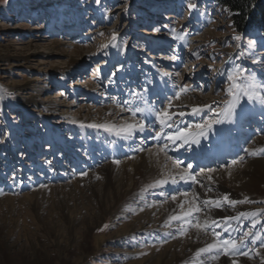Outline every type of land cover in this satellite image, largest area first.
Masks as SVG:
<instances>
[{"label": "rangeland", "instance_id": "obj_1", "mask_svg": "<svg viewBox=\"0 0 264 264\" xmlns=\"http://www.w3.org/2000/svg\"><path fill=\"white\" fill-rule=\"evenodd\" d=\"M189 3L196 7L189 9ZM163 24L179 34H187L183 40H174L168 29L161 27ZM157 27L161 31H154ZM114 33L116 48L111 46ZM236 36L240 35L233 30L229 16L208 0H100L99 4L95 0H0V203L9 199L14 204L11 210L0 209V264H136L149 256L151 249L186 237L180 232L182 229L189 232L192 226L188 223V228L172 222L170 228L145 232L134 227L142 214L172 202L171 195H178L177 189L194 195V186L164 188L158 195L149 193L141 202L135 201L138 209L133 214L104 217L100 223L88 221L89 231L85 225L79 226L71 233L74 241L56 214L49 211L50 204L44 205L46 211L40 220H35V205L29 199L40 189L53 188L59 192L72 188L78 181L86 189L85 194H90L85 181L92 173L101 180L100 168L117 164L113 162L116 160L120 163L132 160L129 157L141 153L135 149L162 147L163 141L152 138L159 124L149 130L154 117L137 115L133 119L125 111L130 123L144 119L148 131L146 135L127 139L128 142L114 132L81 127L78 122L80 117L96 120L104 107L121 108L133 90L140 93L148 89V105L141 104L142 107L162 108L169 97L187 85L189 90L174 101L175 105L181 104L172 111H184L188 115L175 117L176 126H187L190 139L201 131L194 127L197 124L213 120L218 121L213 123L217 126L233 99L226 92L230 83L226 77L232 67L243 65L258 77L264 74V44L257 34L242 35L239 41L235 40ZM55 42L67 47L52 54L49 49ZM77 48L80 54L75 53ZM194 52L199 53V58ZM241 52L244 56L239 55ZM173 55L178 59H170ZM165 72L171 75H163ZM209 104L219 116L208 109L202 115L191 114L193 107ZM238 104L234 121L238 126L232 124L226 129H238L242 122L248 132L232 141L235 144L230 151L213 157L212 162L219 166H212L207 159L212 158L210 153L221 149L222 138H216L214 145L207 144V154L195 159L191 154L201 152V148L194 150L198 143L187 145L194 151L182 155L189 160L185 162L177 154L179 151H168V157L182 161L179 170L191 166L192 175L200 183L208 184L213 180L204 176L206 172L236 169L251 159L264 158V143L259 152L251 149L264 138V105L250 103L246 98ZM243 108L248 113L256 109L262 123L255 121L248 125L246 119L240 121ZM112 118L116 123L122 121L120 116ZM183 121L189 122L182 127ZM175 130L174 127L165 131ZM234 148L240 155H231ZM251 152L256 155H249ZM229 157L231 161H226ZM204 194L207 196V192ZM77 197L78 193L68 192L61 199L73 202ZM256 198L250 200L257 203L235 207L226 202H221L220 208L211 205L205 208L201 204L200 213L209 215L208 210L219 209L235 212V208L244 211L242 207L246 206L250 209L245 211L261 212L264 223V196ZM244 224L247 227L248 221ZM215 230L219 232L220 228ZM211 231L209 228L207 233L215 241ZM97 238H103L102 244ZM262 241L264 233L257 247L250 244V254L260 248ZM233 257L229 255V259Z\"/></svg>", "mask_w": 264, "mask_h": 264}, {"label": "bare ground", "instance_id": "obj_2", "mask_svg": "<svg viewBox=\"0 0 264 264\" xmlns=\"http://www.w3.org/2000/svg\"><path fill=\"white\" fill-rule=\"evenodd\" d=\"M63 46L67 47L64 43H53L49 49L50 53L53 54L54 52L59 51ZM75 53L80 54L81 50L77 48ZM73 65L74 64L70 65L68 68H71ZM75 66L79 67L78 65ZM163 88L165 87L163 86ZM180 104L181 103L178 102L176 106ZM238 109L239 104H237L230 113L226 114L225 110L221 117L222 124L218 127H215V125L212 126L211 130L206 129L203 131V135H200L201 131L196 132L194 136L196 143L202 141L205 142L207 140L214 141V137L217 136L219 129L226 131L228 125L233 124L234 126H238V123L234 122ZM101 111L102 112L98 113L96 120L80 117L78 122L84 125L95 123L116 125L117 127L130 123L129 119H127L128 115L125 111H121V108L109 106L104 107ZM174 112H178V110ZM114 116L122 117V121L116 123V121L112 120V117ZM113 132L117 137L123 136L122 134L117 135L115 131ZM147 133L148 131L145 130V132H137L135 135L139 134L143 136ZM126 140L124 139L125 142H128V140ZM263 143L264 138H261L254 143L251 149L259 152ZM198 151L192 153L190 157L192 158L193 154L201 153ZM226 151L227 148L223 147L220 149L219 153L223 154ZM215 165H217V163ZM179 171V168H176L173 165V162L167 159L166 155L155 148L141 152L140 155L134 157L132 160H127L120 164H108L100 168L98 172L101 180H98V176L95 175V173H92L90 177H88V181H85L88 184L87 186H90V194H85L87 192L86 189L81 188L80 182L78 181L77 183L74 182L72 188L66 189L67 191L62 190L56 192L53 188H43L35 191L29 201L33 206L35 205L33 207V210L36 211V213L34 212L35 220L41 219V214L46 211L44 205L50 204L49 211L56 214L57 220L64 225L66 231L72 236L73 234L71 233L79 228V226L85 225L87 227L86 230L89 231L87 224L88 221H91V223H100L104 217H113L116 214H120L119 217H123L125 215L133 214L138 209L136 203L141 202L144 196L149 193H151V195H158L161 190H164V188L170 187L176 189L182 186H194V189L196 190L194 195H199V201L196 203H200V206L204 199H221V202H223L222 197L225 194H228L229 200H253L257 199L256 197L258 196H264V158L251 159L246 162L245 166H240L236 169L228 167L218 170V172H206L204 173V176L207 179L211 176L213 182H209L208 184L204 183L205 187H200V184L189 181L187 183L180 182L176 186L169 184L163 188L148 189V191L142 192L147 185L153 183L156 179L162 178V175L169 173L176 175ZM207 187H211L213 190L207 191ZM68 192H75V194L78 193V200L73 199V202L71 199H68V201H62L63 198L61 199V196ZM204 192H207V196ZM194 195H188V198L185 196L184 198L178 197L175 201L167 202L164 207H154L151 211L142 214L136 219L137 227L135 226L134 228H138V230L145 232L152 229H158V227L170 228L172 222L181 223L180 221L170 220V217L182 214L180 208L181 204H184L183 211H187L190 207L194 209ZM73 196L75 197V195ZM135 201L137 202L135 203ZM185 201H188V203H185ZM63 202L66 203L65 206L63 205ZM0 205L2 206L0 209L8 207L9 210L14 206L13 202L9 199L4 200ZM246 209L250 208L246 206L242 207V210L245 211ZM207 212L209 215L194 212V216L199 219L201 218L202 221L200 220V222L203 224L205 220L210 222L214 219L235 216L241 211H238V209L235 208V212L227 211V209L224 212L220 209L214 212L208 210ZM186 219H191V217ZM183 226L185 228L189 227L186 223H184ZM185 236L186 237L184 238L172 241L167 246L151 249L152 252L149 253V256L141 258L136 264H232L233 260H236L238 264H264V247L260 246L254 254L252 253L248 257L235 256L233 259H229V255H217L216 250H213L211 253L204 252L197 255L199 249L206 248L209 244L215 242L214 239L210 234H206L204 231L198 230L194 227L189 229V232ZM70 239L71 241H74L75 236H72ZM97 239L100 241V244H102L103 238ZM59 247L60 245L57 244V248Z\"/></svg>", "mask_w": 264, "mask_h": 264}, {"label": "snow or ice", "instance_id": "obj_3", "mask_svg": "<svg viewBox=\"0 0 264 264\" xmlns=\"http://www.w3.org/2000/svg\"><path fill=\"white\" fill-rule=\"evenodd\" d=\"M7 2V0H5ZM97 4L100 3V0H95ZM189 9H194L196 7L195 4L189 3L188 4ZM162 28L168 29L170 34L172 35V38L174 40H183L184 35L187 34L185 32L183 35L176 32L174 28H170L168 24L161 25ZM161 27H157L154 29V31L159 32L161 31ZM103 35V33H101ZM112 47L116 48L117 44V36L114 33L112 35ZM235 40L239 41L241 40L240 36H236ZM122 44L126 45V42L122 41ZM108 45H105L104 48L107 49ZM117 51H120L119 48H117ZM105 54H108L105 52ZM193 55L197 56L199 58V53L194 52ZM240 56H244V53H239ZM170 59H178L177 56L173 55L170 57ZM264 63V61H262ZM96 72H99V69L95 70ZM247 73V75H245ZM115 75V74H113ZM165 76L171 75L168 72L163 73ZM179 75V73H177ZM223 75V74H222ZM242 78V79H241ZM227 81L230 82L229 86L226 89L227 95L231 96L232 102H230L227 105L226 108V114L230 113L237 104L244 98L247 99L248 102H258L262 105H264V74H261V76L254 75L252 70L245 68L243 65H234L232 67V70L227 74L226 77ZM188 86L185 85L181 88H179L178 91H176L172 97L168 98V103L165 107L162 108H155L153 106L148 107H142L141 104L148 105L147 100V92L148 89L144 88L142 92L136 93L134 90L131 93V98L128 100L123 101V104L121 106V111H127L131 113V116L133 119L137 117V115L141 117H154V120L150 121L151 128L155 127V124H159V130L156 131V134L153 139L157 141H163L162 147L159 148L160 152H164L167 159L173 160L172 157L167 156L168 151H180L181 148H184L186 145H189L191 143H196L194 139H190V129L185 126L184 128H179L176 126V120L175 117L179 116L180 118H183L185 115H188V113L184 111L180 112H173L172 109L176 106L174 101L179 100L181 95L183 93H186L188 91ZM135 103V107H133V104ZM120 106V105H118ZM208 109L210 111H213L215 115L219 116L220 113L216 112L214 109H212V106L209 105H203V106H197L193 107L191 109L192 115H202L204 110ZM218 121L208 120L206 123L197 124L194 127L201 129L200 135H203V129L207 128L208 130L212 129L213 123ZM81 127H88V128H94V129H103L106 132L112 133L113 131L116 132L117 135H123L124 139L131 140L135 137V134L137 132L143 133L146 130V124L144 119H137L134 123H126L123 126L117 127L116 125H109V124H81ZM176 128L175 132H167L166 129H172ZM143 143V141H141ZM144 148H137L135 151L142 152L144 151ZM247 152L248 150L245 149ZM249 155H256L255 152L249 153ZM130 159H133L134 157H129ZM114 163L119 164L120 161L116 160L113 161ZM182 161L179 160H173V164L176 168L180 167V164ZM236 161H233V164H235ZM190 167L187 166L184 169H181L176 175L172 174H164L162 175V178L156 179L153 183L147 185L142 192L148 191V189H155V188H163L169 184L176 186L180 182L187 183L191 181L192 183L200 184V187H205L204 184L200 183V181L197 180L195 175H192L190 172ZM215 171V170H210ZM86 175V173H85ZM15 179V177H13ZM209 180L212 179L211 176L208 177ZM213 189L211 187L207 188V191H212ZM178 195L187 197L189 195L188 191H179L176 190ZM178 195H171V199L173 201L177 200ZM223 202H226L232 207H235L237 204H243V203H257L256 201L245 199L243 201L240 200H229L228 194L223 195L222 197ZM199 201V195L196 194L193 197V203L195 204V208H189L187 211H183L184 204L180 205V208L182 210L181 215H173L170 217V220L173 221H180L181 225L184 223L190 224L192 227L204 231L206 234L208 232V229L211 228V235L215 237V242L209 244L206 248L199 249L197 255L204 252L211 253L213 250H216V254H223V255H230V256H244L248 257L250 255V244H255L257 241L261 240V233H264V223L261 221V212L258 211H241L235 216H227L222 219H214L210 222L208 220H205L203 224H201L198 217L194 216L195 213H200L202 211V208L200 206V203H196ZM185 203H188V201H185ZM203 206L207 208L208 206H214L217 208L222 207L221 199H204L202 202ZM188 217H191V219H186ZM243 218V219H242ZM235 222V225L232 222ZM244 221H248L247 227H245ZM257 225H259V229L253 233V229H257ZM107 228V225L104 226ZM220 228L221 231L217 232L215 229ZM103 230V229H101ZM227 233V237L221 239V236ZM233 233H239V243L236 236H233ZM181 236L187 235V230L182 229L180 232ZM249 236H252L251 241L246 244L244 241L248 239ZM261 247H264V241L261 242ZM232 264H238L236 260L232 261Z\"/></svg>", "mask_w": 264, "mask_h": 264}, {"label": "trees", "instance_id": "obj_4", "mask_svg": "<svg viewBox=\"0 0 264 264\" xmlns=\"http://www.w3.org/2000/svg\"><path fill=\"white\" fill-rule=\"evenodd\" d=\"M229 16L236 34L256 33L264 44V0H208Z\"/></svg>", "mask_w": 264, "mask_h": 264}]
</instances>
